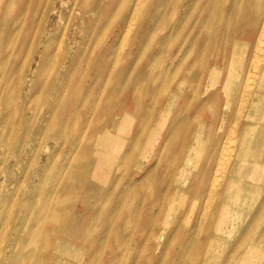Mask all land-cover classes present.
<instances>
[{"label": "rangeland", "instance_id": "rangeland-1", "mask_svg": "<svg viewBox=\"0 0 264 264\" xmlns=\"http://www.w3.org/2000/svg\"><path fill=\"white\" fill-rule=\"evenodd\" d=\"M33 1L32 33L59 36L70 26L63 56L75 58L41 71L42 42L32 48L33 34L23 42L18 64L21 79L38 85L34 108L56 101L45 128L23 130L30 140L13 174L1 169L0 264H205V196L237 109L226 113V71H211L237 52L248 72L264 0H157L119 62L132 0H72L52 14L48 0ZM162 8L171 16L161 17ZM9 41L5 35L1 49ZM189 150L197 161L186 164ZM25 205L33 210L26 223L17 217ZM263 230L262 183L239 233L208 264H238Z\"/></svg>", "mask_w": 264, "mask_h": 264}, {"label": "bare ground", "instance_id": "bare-ground-1", "mask_svg": "<svg viewBox=\"0 0 264 264\" xmlns=\"http://www.w3.org/2000/svg\"><path fill=\"white\" fill-rule=\"evenodd\" d=\"M14 1L16 0H1L0 3V44L5 35L10 38L8 46L4 49L0 47V174L1 169L9 170V172L5 171V173L7 172L6 177L13 174L14 168L19 165L18 162L23 156L21 151L30 140L26 134H23V130L25 128L29 130L45 128L49 116L55 108L53 102L56 101L53 99L45 102L41 110L34 108V104L37 102L34 95L38 85L34 81L27 82V80L21 79V72L24 71V67L22 68L18 64L19 56L23 50V42L31 39L32 34L34 35L32 48L40 46L39 44L42 42L38 63V68H41V71L52 61L58 64L59 61L69 62L75 58V55L69 57L70 59L63 56L71 30L70 26L61 29L59 36L49 33L47 28L44 32H40L38 29L32 33L33 26L29 21L34 19L31 12L33 8H30L34 7V1L21 0V7H24L21 8L23 11L19 12H15L16 2ZM67 1L72 0H48L47 7L53 4L52 14L58 4L63 7ZM73 1L76 3L80 0ZM132 1L133 5L129 7L126 15L125 28L119 42L120 50L116 62L122 58L137 24L146 20V12L151 6H157V0ZM147 8L149 9L147 10ZM159 14L161 17L171 16L170 11L164 8L159 9ZM162 27H164L163 24H161ZM254 30L255 35L254 31L252 34L254 41L249 50L251 63L245 76L240 67L248 59L237 52L233 53L227 67L223 65L211 71L212 75L214 73L221 75L223 71H226L224 78V90L228 99L225 105L226 113L232 111L233 106L237 109L235 111L236 118L218 151L216 168L209 180L210 183L205 196L202 217L206 231V234H203L205 249L201 250V255L205 257V264L219 257V251L226 246L227 238L237 236L249 217V211L253 207L260 184L263 183L264 188V14L256 22ZM40 33L42 34L41 39L36 40ZM54 46L58 47L56 53L50 51V48ZM90 48V42L84 44L81 57L88 54ZM51 78L52 75L50 74L48 85L52 81ZM75 136H77V132L74 134ZM47 137L54 140L53 135L49 137L44 134L42 136L44 139ZM19 140L22 146L19 144L18 149H15ZM14 149L15 154L13 153ZM195 154L196 151H188L185 158L186 164L197 161ZM12 156L15 159L13 161L10 160ZM23 166L26 168L25 165ZM14 180L16 181L15 184L18 185L21 176L18 177L14 173ZM2 183H6V179ZM34 193L35 189L31 188L26 196H32ZM7 195L8 198H13L14 190H9ZM217 201H219L218 204H216ZM175 203L176 199H173L171 206ZM2 208L0 207V213L7 209L5 206ZM32 213V208L25 205L18 209L17 217L22 222H30ZM5 222V219L0 217V229ZM21 230L18 229L17 236L24 232V230L20 232ZM256 237L257 235L253 236V241L243 251L238 264H263L264 230L259 242L256 241Z\"/></svg>", "mask_w": 264, "mask_h": 264}]
</instances>
